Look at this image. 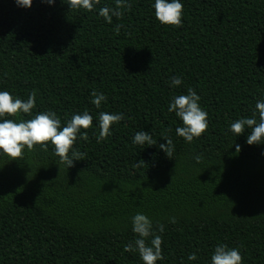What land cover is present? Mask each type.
I'll list each match as a JSON object with an SVG mask.
<instances>
[{
  "label": "trees",
  "instance_id": "trees-1",
  "mask_svg": "<svg viewBox=\"0 0 264 264\" xmlns=\"http://www.w3.org/2000/svg\"><path fill=\"white\" fill-rule=\"evenodd\" d=\"M128 2L109 24L99 9L115 0L91 12L67 0L30 8L0 0V91L25 101L36 92L30 115L6 118L51 110L63 127L85 110L93 116L88 140L73 146L83 160L70 168L50 143L25 148L20 160L0 154V264H143L124 251L138 238L137 213L162 237L156 264H211L220 244L239 249L243 264H264V143L249 145L248 128L230 129L264 99V0H181L182 27L158 22L155 0ZM177 76L183 83L173 86ZM188 88L208 113L207 131L191 143L168 111ZM93 90L107 97L100 108ZM100 112L124 119L97 142ZM140 131L157 143L134 144ZM163 136L172 158L159 148Z\"/></svg>",
  "mask_w": 264,
  "mask_h": 264
},
{
  "label": "clouds",
  "instance_id": "clouds-1",
  "mask_svg": "<svg viewBox=\"0 0 264 264\" xmlns=\"http://www.w3.org/2000/svg\"><path fill=\"white\" fill-rule=\"evenodd\" d=\"M33 0H16L18 6L30 8ZM48 4H53L55 0H44ZM101 0H67L70 9H83L88 12L93 11ZM131 4L128 0H115L114 7H101L99 16L111 24L112 18H122L123 10H130ZM155 18L162 25L182 27L184 6L181 0H155L153 4ZM122 24L116 25L114 31L120 34ZM183 83L180 77H172L171 84L179 86ZM92 103L96 108H100L102 102L107 97L96 90L91 92ZM201 97L192 89L188 88L186 95L175 96L168 106L169 112H174L180 118L183 126L176 129V135L182 137L186 142L191 143L194 138H199L208 128V113L199 104ZM36 107V92L29 94L27 100L14 97L9 91H0V154L10 158V160H20L23 158L25 148L34 151L39 145L43 151L48 150L50 143L54 147L55 155L59 157V164H64L67 168L73 166L74 160H83L84 154L78 150H73V146L78 139L88 140L87 130L92 127L93 116L87 110L83 114H75L67 121L66 126L61 127V120L57 114L51 110L40 112L34 118L28 120H15L6 117H17L21 113L31 114ZM124 119L121 113H99V134L97 142L106 140L112 133L111 127ZM245 128L251 130L247 137L249 145L264 143V99L257 101L255 110L251 118L237 119L230 125L231 131L235 135H241ZM82 130H84L82 132ZM166 144H160L159 148L164 151L168 158L173 157L175 145L172 139L167 136L162 137ZM133 143L141 146H152L157 143L152 135L145 131L137 132L133 138ZM237 152L240 146L236 145ZM196 162H201L202 157L196 156ZM145 162L141 160L134 167H140ZM171 223H176L173 217ZM159 232H164V225L157 222ZM132 231L138 238L134 244L125 245V252H138L143 264H156L163 260L162 237L153 231V223L149 217L142 213H137L132 217ZM150 244L147 242L149 237ZM195 253L188 256V260H196ZM211 264H243V257L239 249L229 248L226 244L215 247L211 255Z\"/></svg>",
  "mask_w": 264,
  "mask_h": 264
}]
</instances>
